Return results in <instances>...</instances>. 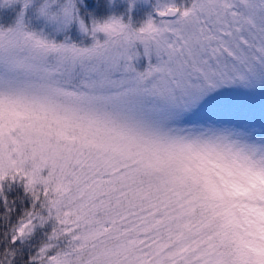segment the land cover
<instances>
[{
    "label": "snow or ice",
    "instance_id": "6c2138e0",
    "mask_svg": "<svg viewBox=\"0 0 264 264\" xmlns=\"http://www.w3.org/2000/svg\"><path fill=\"white\" fill-rule=\"evenodd\" d=\"M0 0V264H264V0Z\"/></svg>",
    "mask_w": 264,
    "mask_h": 264
},
{
    "label": "rangeland",
    "instance_id": "374dc122",
    "mask_svg": "<svg viewBox=\"0 0 264 264\" xmlns=\"http://www.w3.org/2000/svg\"><path fill=\"white\" fill-rule=\"evenodd\" d=\"M155 0H148L147 3L139 2L133 6V18L135 20H142L146 18V14L152 11V5ZM101 8L107 7V0H100ZM112 7L116 11H123L126 7L125 4L121 3L120 0H113ZM17 9V7H16ZM16 9L13 8H0V17L3 16V19H0V24L4 23L5 25L10 24L14 20V15L16 16ZM8 19V21H7ZM7 21V24H6Z\"/></svg>",
    "mask_w": 264,
    "mask_h": 264
},
{
    "label": "trees",
    "instance_id": "16d2710c",
    "mask_svg": "<svg viewBox=\"0 0 264 264\" xmlns=\"http://www.w3.org/2000/svg\"><path fill=\"white\" fill-rule=\"evenodd\" d=\"M18 7H19V6H17V9H16V11H18ZM12 16H14V18H15V15H14V13H13V15H12ZM2 17H3V16L1 15L0 19H3ZM7 21H8V19H7ZM7 21H6V24H7ZM2 24H3V25H5L4 23H2Z\"/></svg>",
    "mask_w": 264,
    "mask_h": 264
}]
</instances>
